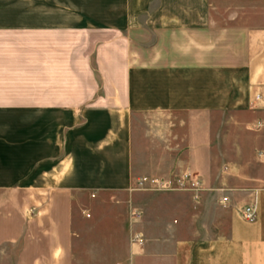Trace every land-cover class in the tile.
Instances as JSON below:
<instances>
[{
    "label": "crops",
    "instance_id": "1",
    "mask_svg": "<svg viewBox=\"0 0 264 264\" xmlns=\"http://www.w3.org/2000/svg\"><path fill=\"white\" fill-rule=\"evenodd\" d=\"M0 264H264V0L0 4Z\"/></svg>",
    "mask_w": 264,
    "mask_h": 264
},
{
    "label": "built area",
    "instance_id": "2",
    "mask_svg": "<svg viewBox=\"0 0 264 264\" xmlns=\"http://www.w3.org/2000/svg\"><path fill=\"white\" fill-rule=\"evenodd\" d=\"M191 185H188V182ZM197 180L191 175L180 176L177 179H158V178H141L137 182V186L140 189H150L155 191H185V190H195L198 186ZM221 202L228 203V197H222ZM259 213V195L255 192L253 200L251 203L247 204L242 212V218L247 222H253L257 219ZM142 236L140 233H136L134 236V241L136 243L142 244Z\"/></svg>",
    "mask_w": 264,
    "mask_h": 264
},
{
    "label": "rangeland",
    "instance_id": "3",
    "mask_svg": "<svg viewBox=\"0 0 264 264\" xmlns=\"http://www.w3.org/2000/svg\"><path fill=\"white\" fill-rule=\"evenodd\" d=\"M33 2L37 3V2H42V1H46V3H50L52 2V0H32ZM21 0H0V4H13V5H20ZM246 206V205H245ZM243 206L241 211L243 210V208L245 207ZM3 250H5L8 253L12 254L13 259L16 258V255L20 249V243H16L13 247H3Z\"/></svg>",
    "mask_w": 264,
    "mask_h": 264
}]
</instances>
